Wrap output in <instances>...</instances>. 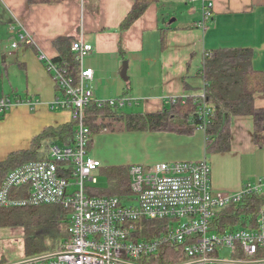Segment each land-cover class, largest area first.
I'll list each match as a JSON object with an SVG mask.
<instances>
[{
    "label": "crops",
    "instance_id": "obj_1",
    "mask_svg": "<svg viewBox=\"0 0 264 264\" xmlns=\"http://www.w3.org/2000/svg\"><path fill=\"white\" fill-rule=\"evenodd\" d=\"M132 4L133 0H0V96L38 100L34 106L14 105L5 113L0 121V160L29 148L45 127L72 119L67 110L51 109L57 88L38 56H61L59 38H65L69 51L78 39L93 45L82 66L93 70L94 98L126 95L128 112H155L169 99L199 92L194 89L201 85L196 74L205 53L213 50L251 48L253 68L264 73V0H156L127 29H120ZM18 33H29L33 42L13 48ZM123 61L126 79L121 77ZM254 105L264 109V91L254 95ZM230 133L229 150L207 156L202 128L190 134L102 130L93 134L88 148V154L101 162L92 175L96 178L113 166L206 157L214 190L235 192L261 181L264 192V146L255 144L252 117H233ZM23 259L24 253L14 262Z\"/></svg>",
    "mask_w": 264,
    "mask_h": 264
},
{
    "label": "built area",
    "instance_id": "obj_2",
    "mask_svg": "<svg viewBox=\"0 0 264 264\" xmlns=\"http://www.w3.org/2000/svg\"><path fill=\"white\" fill-rule=\"evenodd\" d=\"M205 20L206 16L199 26L205 27ZM32 42L29 33H18L12 47ZM92 50L93 45L81 39L71 42L70 51L79 67L77 74L71 71L67 59L54 60L43 52L38 55L57 88L50 107L71 113L76 121L74 136L67 144L50 145L48 158L9 171L0 186V206L58 204L70 212V228L61 248L52 252L58 253L55 257L25 264H152L160 253L175 259L164 264H244L228 260H260L253 257L264 245V210L251 226L225 233L216 232L211 221L226 205L261 193L262 182L246 183L235 192L216 191L206 157L130 165L129 197L88 193L96 182L92 174L101 162L88 154L90 130L84 122L85 109L91 101L118 106L129 101L94 98L93 70L82 66L83 58ZM37 102L2 95L0 118L14 105L34 106ZM143 218L165 221L166 230L151 239H134V228L129 223ZM225 247L230 249L227 258L220 255ZM237 250L246 258H233Z\"/></svg>",
    "mask_w": 264,
    "mask_h": 264
},
{
    "label": "trees",
    "instance_id": "obj_3",
    "mask_svg": "<svg viewBox=\"0 0 264 264\" xmlns=\"http://www.w3.org/2000/svg\"><path fill=\"white\" fill-rule=\"evenodd\" d=\"M28 1L51 3L58 0ZM155 1L133 0L131 9L120 24V29H127L149 4ZM61 40L63 41L61 56L53 59H67L71 71L77 74L79 67L75 56L69 51L68 44L64 42L65 38H59L56 42L59 44ZM253 55L251 48L217 49L205 53L202 66L196 74L201 80V85L194 89L199 92L169 99L155 112H124L122 106L106 103L98 105L91 101L84 113V122L90 130L88 148L93 134L104 129L125 128L190 134L195 129L202 128L205 132V149L208 156L214 152L229 150L231 119L245 115L252 117L255 144L259 147L264 146V109L254 105V95L264 91V73L253 68ZM188 87L189 84L185 82V89L188 90ZM117 98L127 97L121 95ZM75 126L76 121L71 119L58 126L45 127L32 138L29 148L13 151L0 160V186L9 171L24 163L48 158L50 145L69 143L74 136ZM129 167L130 165L113 166L101 170L108 186L106 188L95 186L88 190V193L98 196L129 197ZM261 210H264V192L251 194L236 204L221 208L212 219L211 227L218 233H225L251 226ZM129 224L133 225L134 239L154 238L165 231L167 226L163 220L147 218L134 220ZM8 226L24 228L22 235L24 258H32L61 248L69 236L70 212L58 204L0 206V227ZM232 257L246 258L241 250H237ZM253 258L264 259V245L258 247ZM174 261V258L166 254L161 256L160 253L159 258L152 261V264Z\"/></svg>",
    "mask_w": 264,
    "mask_h": 264
},
{
    "label": "rangeland",
    "instance_id": "obj_4",
    "mask_svg": "<svg viewBox=\"0 0 264 264\" xmlns=\"http://www.w3.org/2000/svg\"><path fill=\"white\" fill-rule=\"evenodd\" d=\"M124 112L130 111L127 103L121 107ZM107 179L102 174H97L94 186L106 188ZM24 228L21 226L0 227V263H12L23 258V235ZM220 255L224 258L230 256L228 247L220 249Z\"/></svg>",
    "mask_w": 264,
    "mask_h": 264
},
{
    "label": "water",
    "instance_id": "obj_5",
    "mask_svg": "<svg viewBox=\"0 0 264 264\" xmlns=\"http://www.w3.org/2000/svg\"><path fill=\"white\" fill-rule=\"evenodd\" d=\"M126 70H127V61H123V66L121 69V77L126 79ZM58 253H48L45 255H41V256H36V257H32V258H28V259H24L18 262H14V263H6V264H25V263H31V262H35L38 260H45V259H49V258H53L57 255ZM219 262H226V261H219ZM228 262L231 263H244V264H263L264 263V259H260V260H252V261H235V260H228Z\"/></svg>",
    "mask_w": 264,
    "mask_h": 264
}]
</instances>
